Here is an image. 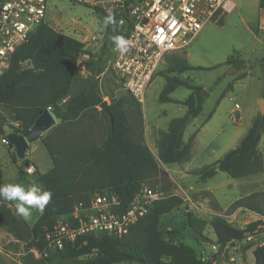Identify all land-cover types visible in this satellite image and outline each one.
<instances>
[{
    "label": "trees",
    "instance_id": "1",
    "mask_svg": "<svg viewBox=\"0 0 264 264\" xmlns=\"http://www.w3.org/2000/svg\"><path fill=\"white\" fill-rule=\"evenodd\" d=\"M260 8L264 9V0H260ZM101 16L107 18L103 14ZM106 28L108 40L119 34L115 23L108 24ZM104 47L107 50L108 43ZM104 52L102 50L97 55L86 50L84 42L43 25L37 35H33L28 43L15 52L11 67L0 77V108L3 111L0 112L1 140L10 132L26 135L38 117L49 108L57 119L73 127L86 120L96 124V127L95 124L93 127L87 126L80 132L67 131L65 134L71 135L70 137L59 136L54 143L46 140L43 142L49 151L52 167L44 174L38 173L36 179L43 190L50 192L52 196L32 226L17 215L16 209L10 207L11 202L0 198V227L8 230L19 241L24 239L23 233L30 227L33 236L31 249L42 251L46 245L45 234L53 230L58 216L70 215L79 203L88 206L93 194L103 190L115 192L121 198V209L126 210L143 185L150 181L164 180L166 174L160 164L181 165L192 158L197 133H193L185 141L186 122L203 112L205 96L200 87L179 76L192 70H214L221 65L214 68L193 67L188 64L186 57L175 52L167 55L168 68L162 73L165 85L159 102L176 103L171 95L179 87L190 90L191 94L180 102L187 109L186 115L172 119L167 132L160 135L156 157L145 142L142 117L138 118L139 125L131 123L128 118L131 104L126 102L124 94H130L125 91L118 97L105 93L101 95L96 88V77L105 66ZM86 56L96 60L95 73L84 89L67 106L61 107L60 102L69 94L74 78L81 70V59ZM240 56V53L234 52L223 64L235 72H243L236 80L243 79L247 76L245 71L252 68ZM259 63L264 65V58ZM169 74L174 75L168 76ZM232 90L233 84H230L219 100ZM105 97L110 99V115L99 110ZM214 113L215 110L208 115L206 122L212 119ZM95 116L97 119L99 116V119L96 120ZM16 123H19L18 127L15 126ZM97 129L104 134V138H100V145L96 144ZM263 134L264 116L259 114L236 148L228 151L214 166L199 169L195 174L202 182L213 179L217 174L216 168L237 180L264 174V153L260 150ZM43 139L42 136L39 140ZM56 144L60 145L54 149ZM7 145L13 151V162L24 174L25 167L18 162L14 147ZM0 185H4L1 169ZM258 196H264V193L240 199L231 207L245 208L264 217V210L257 203H249V200ZM184 202L181 196L162 194L128 235L121 238L107 235L99 239L87 237L74 245L67 244L63 253L49 258L47 263L43 260L42 263L120 264L139 261L142 264H213L214 259L205 260L183 239L210 242L205 235V230L210 225L214 230L215 245L219 248L218 255L232 245L241 246L263 224L262 221H257L248 224L245 229H237L220 213L206 221L193 212H187L185 232L175 229L161 231V219L181 208ZM85 240L86 245L83 243ZM250 247L255 248L253 254L256 264H264V246L251 244ZM250 247L242 246L240 252L245 254ZM0 264H3L1 259Z\"/></svg>",
    "mask_w": 264,
    "mask_h": 264
},
{
    "label": "rangeland",
    "instance_id": "2",
    "mask_svg": "<svg viewBox=\"0 0 264 264\" xmlns=\"http://www.w3.org/2000/svg\"><path fill=\"white\" fill-rule=\"evenodd\" d=\"M236 1L238 5L236 10L225 15L219 22L213 21L207 24L201 35L186 50L175 52L177 55L187 56L189 65L193 67L214 68L219 65L221 67L209 71L192 70L179 76L200 87L205 96L203 112L188 123L184 132L185 141H188L193 133H197L192 158L189 162L181 165L160 164L166 177L162 182L150 181L147 185L165 195L171 193L181 196L185 201L182 208L173 211L164 220H161V231L164 229L166 231L167 225H171L172 229L185 232L187 212H193L197 217L206 221H210L215 214L220 213L237 229H245L250 223L262 221V226L258 228L256 234L251 236V240L243 242L241 246L232 245L224 250L225 252L221 251L220 253H225V258L234 257L235 264H256L253 254L255 248L250 245L264 241V217L254 211L231 206L236 201L246 199L255 193H264V174L237 180L223 172H217L213 179L206 182H202L195 174L199 169L214 166L228 151L236 148L252 126L255 118L260 114L259 100L262 99L261 95L264 90V65H261L257 60L261 54H264V31L260 29L264 15L260 8V0ZM104 21L105 19L101 15L98 16L90 8L73 4L68 0L52 1L49 25L56 31L68 34L75 39H81V35H84V38L88 40L89 35L93 34H89V32H96L93 35L101 33L106 28ZM71 27L80 29L83 34H74ZM108 41V39L91 40V42L85 41V43L89 42L87 45L94 44L96 48L93 53L97 55L100 51H105L103 58L105 66L96 77L98 92L101 95L105 93L118 97L125 90L108 69L106 47H104ZM94 46H91L89 50H92ZM234 52L240 53L242 58L249 61V65L254 67L252 75L236 80V77L243 72H235L232 68L223 65ZM168 57L166 55L160 64L143 103L137 104L130 95L124 94L126 102L131 104L128 116L130 122H136L139 125L138 118L142 117L145 142L156 157L158 136L163 131H167L168 124L173 118L186 115L187 109L180 102L191 94L190 90L179 87L171 95L176 103L159 102V96L165 85L162 73L168 68ZM81 65L80 74L75 82L77 85H80V80L82 81L83 77L88 81L93 77L96 60L86 56L81 59ZM81 72L85 73L82 75ZM173 75L169 74L168 76ZM230 84H233V90L226 92L225 96L219 100ZM104 101L109 105V97H105ZM235 104L240 105L239 113L243 117H230ZM213 110L215 113L212 119L206 122L208 115ZM0 112H3L1 108ZM95 136L96 144L100 145V138H104V134L102 135V131L97 129ZM57 146L56 144L54 149ZM7 147L8 145H5L0 138V156L6 153V157L10 159L11 156L8 153L10 151ZM260 150L264 153V134ZM34 155H36L34 163L37 162L41 173H46L52 166L49 151L42 149L40 153ZM1 164L3 170L7 172V161H2ZM249 203H257L256 205L264 210V196L253 198L249 200ZM28 220L32 222L30 218ZM205 235L210 242L200 241L197 242L198 245L193 244L194 247L203 258L214 259L217 264H223L224 259L219 260L221 255H217L219 248H213L216 238L210 225L207 226ZM23 236L24 239L19 241L8 230L0 227V259L3 264H43V260L36 259L31 253L30 245L33 242V236L30 227L24 231ZM183 241L189 243L190 239H183ZM242 246L250 247V249L243 254L240 252ZM120 264L142 263L138 261Z\"/></svg>",
    "mask_w": 264,
    "mask_h": 264
},
{
    "label": "built area",
    "instance_id": "3",
    "mask_svg": "<svg viewBox=\"0 0 264 264\" xmlns=\"http://www.w3.org/2000/svg\"><path fill=\"white\" fill-rule=\"evenodd\" d=\"M52 1L0 0V77L11 67L15 52L33 35H37L40 27L48 25L53 28L49 25ZM68 1L90 8L98 16L114 17V23L119 28L116 36L129 40L130 46L121 55L109 40L107 66L124 90L139 103L144 102L166 55L186 50L207 24L221 21L238 7L236 0ZM262 12L264 15V9ZM261 27L264 29V20ZM89 37L90 41L109 39L107 28ZM48 111L51 112V108ZM240 111V105L236 104L230 117H242ZM15 126L18 127L19 123ZM2 142L9 144L6 137ZM24 173L28 177H35L36 165L28 160ZM161 197V192L145 184L130 206L122 210V201L117 193L106 190L97 192L92 195L88 206L79 203L70 215L58 216L53 230L45 234L44 249H31V253L36 259L47 263L49 258L63 253L67 244L74 245L87 237H124L147 214L154 201ZM247 240H251V236ZM83 243L86 245L87 241ZM259 244L264 246V241ZM229 262L235 263V259L232 257Z\"/></svg>",
    "mask_w": 264,
    "mask_h": 264
},
{
    "label": "crops",
    "instance_id": "4",
    "mask_svg": "<svg viewBox=\"0 0 264 264\" xmlns=\"http://www.w3.org/2000/svg\"><path fill=\"white\" fill-rule=\"evenodd\" d=\"M262 23V22H261ZM261 23H260V29L261 30H263L264 31V29H262V27H261ZM72 29H73V31H74V34H83V31H81L80 29H77L76 27H71ZM204 31V30H203ZM202 31V32H203ZM78 32V33H77ZM94 34V33H96V32H89V34ZM70 34V33H69ZM68 35V34H67ZM201 35V34H200ZM199 35V36H200ZM68 36H70V35H68ZM70 37H72V36H70ZM86 37V36H85ZM74 38V37H73ZM84 38V35H81V39H77L78 41H82V42H84L85 43V41H90L89 40V38H88V40H87V38L85 39H83ZM196 41V40H195ZM91 42V41H90ZM89 43V42H88ZM88 43H85L86 44V50H89L90 49V47L91 46H94V44H92V43H90L89 45H87ZM93 49L92 50H89V51H91V52H93L94 51V48H96V46H94V47H92ZM186 58H187V56H186ZM241 58H242V56H241ZM264 58V54H261L260 55V58L257 60V61H261L262 59ZM243 60H245L244 58H242ZM245 61H247V60H245ZM247 62H249V61H247ZM250 63V62H249ZM188 64H189V62H188ZM261 64V63H260ZM262 65V64H261ZM253 68L254 67H252L250 70H246L245 72L247 73V75H252L253 74ZM263 68V67H262ZM81 71V70H80ZM80 71L76 74V76H75V78H74V81H73V84H72V86H71V90H70V92H69V94L67 95V97H65L61 102H60V105H61V107H65V106H67V104L76 96V95H78L83 89H84V87H85V85L88 83V80H87V78H85V77H83V79H82V81L80 80V85L78 84H75V82H76V78L78 77V75L80 74ZM83 73H85V72H81V74L83 75ZM261 98H264L263 97V95H261ZM174 100V99H173ZM184 101V100H183ZM236 105V104H235ZM235 109V108H234ZM233 109V110H234ZM232 110V111H233ZM231 111V112H232ZM186 113H187V110H186ZM53 114V113H52ZM86 117H89V116H86ZM94 117V116H93ZM96 117V120H98L97 119V116H95ZM184 117V116H183ZM243 117V116H242ZM54 118H55V121H56V123H55V125H54V127L53 128H51L48 132H46L44 135H43V141H41V140H38L37 142H35L34 144H31L30 146H29V149H28V151H27V158H28V160L29 161H31V162H33L34 163V160L36 159V155H34V154H37V153H40L41 152V150L42 149H46V150H48L47 149V147H46V145L43 143L45 140L46 141H48V142H53V141H55V139H57V137H59V136H63V137H65V136H68V137H70L71 135H66L65 134V132H67V131H71V130H73V131H75V132H77V131H81L83 128H84V130L87 128V126H90V127H93V125L95 124L94 123V121H91V122H88L87 120L86 121H84V123L83 124H77V125H75L74 127L73 126H71V125H69V124H66L65 122H63L62 120H59V119H57L55 116H54ZM179 118H182V117H179ZM173 119H175V118H173ZM170 123V122H169ZM169 125V124H168ZM95 127H96V124H95ZM168 129V128H167ZM164 132H167V131H163L162 133H164ZM161 133V134H162ZM158 137H160V136H158ZM157 139H159V138H157ZM158 141V140H157ZM58 146L60 145V144H57ZM149 146V145H148ZM8 148V151H10V152H8L9 153V155L11 156V158L10 159H8L6 156V153H5V155H3V156H0V169H1V171H2V174H3V180H4V185L5 184H21V185H23L25 188H27L33 181H35L36 183H38V181H37V175L35 176V177H28V176H26L25 175V173L24 174H22L21 172H20V170H19V168L17 167V165L13 162V159H12V153H11V149L9 148V147H7ZM150 148V147H149ZM193 149H194V147H193ZM151 150V149H150ZM152 151V150H151ZM158 151V150H157ZM153 153V152H152ZM154 154V153H153ZM192 154H193V151H192ZM7 159V160H6ZM2 161H7V166H8V169H7V172H5V170H3V167H2ZM36 161V160H35ZM35 165H36V167H37V174L39 173V174H43V173H41L40 172V170H39V166H38V164H37V162L36 163H34ZM52 167V166H51ZM10 170V171H9ZM39 184V183H38ZM39 185H41V184H39ZM43 188V187H42ZM10 207L11 208H15V202H11V205H10ZM182 208V207H181ZM175 211V210H174ZM172 213V212H171ZM41 215V212H39V211H37V210H33L32 211V215H31V217H30V219H31V221L32 222H29V220H26V222L29 224V225H33L34 223H35V221L38 219V217ZM169 215V214H168ZM168 215H166V216H164L161 220H164ZM170 226L171 225H167V227L168 228H170ZM167 228V229H168ZM165 230V229H164ZM188 245H190V246H192V247H194V245L193 244H195V245H198L197 244V242H195V241H193V240H190V242L189 243H187ZM218 246L217 245H213V248L214 249H216ZM195 248V247H194ZM195 250L197 251V249L195 248ZM224 250H226V249H224ZM223 250V252H225ZM198 252V251H197ZM222 252V254H221V256H220V258H219V260L220 259H224V261H225V263L227 262V264H229V261H230V258H232V257H230V258H225L226 256V254L225 253H223ZM199 253V252H198ZM234 258V257H233ZM205 260H206V258H205ZM209 260H211V259H209ZM218 260V261H219ZM213 264H217V262H215L214 261V263ZM232 264H235V263H232Z\"/></svg>",
    "mask_w": 264,
    "mask_h": 264
},
{
    "label": "clouds",
    "instance_id": "5",
    "mask_svg": "<svg viewBox=\"0 0 264 264\" xmlns=\"http://www.w3.org/2000/svg\"><path fill=\"white\" fill-rule=\"evenodd\" d=\"M110 23H114L111 16L104 21L105 26ZM112 42L115 45V50L121 55L125 54L130 46V41L123 36H113ZM51 196L50 192L43 190L42 186L35 181L27 188L21 184L0 185V198L9 202H15L16 213L24 220H28L31 217L33 210L42 213L49 204Z\"/></svg>",
    "mask_w": 264,
    "mask_h": 264
},
{
    "label": "water",
    "instance_id": "6",
    "mask_svg": "<svg viewBox=\"0 0 264 264\" xmlns=\"http://www.w3.org/2000/svg\"><path fill=\"white\" fill-rule=\"evenodd\" d=\"M101 110L106 114L110 115L109 106L106 101H103L100 105ZM259 111L260 115L264 116V98L259 100ZM193 118H190L186 123V126L190 121H193ZM56 121L54 115L46 110L41 116L35 121L32 128L26 135H20L16 132H10L6 136V140L10 146L14 147L17 155L18 162L21 163L24 167L28 164L27 151L31 144L37 142L46 132L54 127ZM216 172H220L219 168H216ZM246 264V263H244Z\"/></svg>",
    "mask_w": 264,
    "mask_h": 264
}]
</instances>
